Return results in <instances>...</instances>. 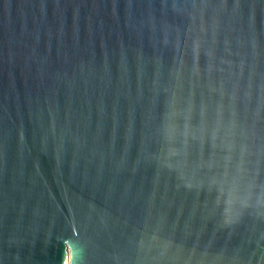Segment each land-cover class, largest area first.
I'll return each mask as SVG.
<instances>
[{"label":"water","instance_id":"1","mask_svg":"<svg viewBox=\"0 0 264 264\" xmlns=\"http://www.w3.org/2000/svg\"><path fill=\"white\" fill-rule=\"evenodd\" d=\"M0 264H264V0H0Z\"/></svg>","mask_w":264,"mask_h":264}]
</instances>
